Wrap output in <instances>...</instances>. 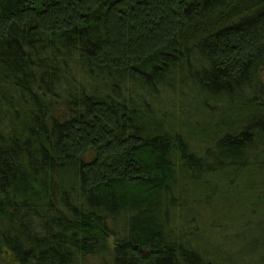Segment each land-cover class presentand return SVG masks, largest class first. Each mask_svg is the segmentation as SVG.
Returning a JSON list of instances; mask_svg holds the SVG:
<instances>
[{
    "label": "trees",
    "instance_id": "16d2710c",
    "mask_svg": "<svg viewBox=\"0 0 264 264\" xmlns=\"http://www.w3.org/2000/svg\"><path fill=\"white\" fill-rule=\"evenodd\" d=\"M263 188L264 0H0V264H234Z\"/></svg>",
    "mask_w": 264,
    "mask_h": 264
},
{
    "label": "rangeland",
    "instance_id": "374dc122",
    "mask_svg": "<svg viewBox=\"0 0 264 264\" xmlns=\"http://www.w3.org/2000/svg\"><path fill=\"white\" fill-rule=\"evenodd\" d=\"M233 198L226 194L210 208L209 218L215 215L217 225L223 231H218L220 234L218 237L214 236L215 243L212 248L224 260L233 259L234 264H264V188L261 191L262 203L257 207L256 216L246 209L245 211L240 209V205L236 204ZM206 208L209 209L199 208V212L203 210L207 214ZM252 221L254 224L251 225L250 234L253 236L233 238L240 235L245 226Z\"/></svg>",
    "mask_w": 264,
    "mask_h": 264
}]
</instances>
